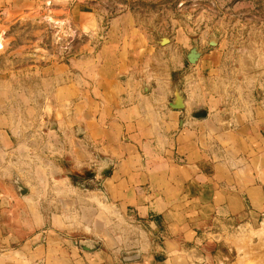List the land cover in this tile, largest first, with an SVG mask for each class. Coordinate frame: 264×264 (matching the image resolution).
<instances>
[{
    "label": "crops",
    "instance_id": "1",
    "mask_svg": "<svg viewBox=\"0 0 264 264\" xmlns=\"http://www.w3.org/2000/svg\"><path fill=\"white\" fill-rule=\"evenodd\" d=\"M149 26L117 17L100 62L82 84L57 90L51 110L72 170L111 164L90 182L118 215L91 205L84 212L93 215L71 223V200L48 210L43 182L21 179L22 195L4 170L0 264H196L202 218L250 221L264 210V73L229 78L219 49L200 43L190 64V39L157 40ZM174 87L183 109L169 106ZM89 240L98 247L81 249Z\"/></svg>",
    "mask_w": 264,
    "mask_h": 264
},
{
    "label": "rangeland",
    "instance_id": "2",
    "mask_svg": "<svg viewBox=\"0 0 264 264\" xmlns=\"http://www.w3.org/2000/svg\"><path fill=\"white\" fill-rule=\"evenodd\" d=\"M125 13L149 23L154 39L179 32L191 47L219 49L229 78L264 73V0H0V152L10 153L0 154V174L43 182L48 210L71 200V223L93 215L84 212L91 205L119 211L90 182L106 164L76 171L65 161L51 110L59 90L97 66L111 24ZM199 226L196 264H264V210L250 221L214 213Z\"/></svg>",
    "mask_w": 264,
    "mask_h": 264
},
{
    "label": "water",
    "instance_id": "3",
    "mask_svg": "<svg viewBox=\"0 0 264 264\" xmlns=\"http://www.w3.org/2000/svg\"><path fill=\"white\" fill-rule=\"evenodd\" d=\"M162 41H169L168 38H163ZM210 45H215L216 42L214 40H210L209 42ZM203 52L201 50H199V45L198 43H194L193 47L190 49V51L188 52L186 58H187V61L190 63V64H196L201 56ZM174 99L173 101L169 104V106L173 109H183L184 108V103H183V97L180 93V91L178 90L177 87H174ZM194 117H197V118H204L206 116V112L205 111H202L200 113H194L193 114ZM111 168V164L110 163H106V166H103L102 169H100L98 171V173L100 175H105L109 172ZM93 173H95L93 171ZM15 185L17 186L20 194L22 195H25L27 193V188L26 186H24V184L21 182L20 179H17L14 181ZM89 244V245H88ZM80 248L83 249V250H95L98 245L96 243H94L93 241H86V242H81L79 244ZM137 257V255H134V256H126L124 258V260L126 262H129V261H133L135 260Z\"/></svg>",
    "mask_w": 264,
    "mask_h": 264
}]
</instances>
